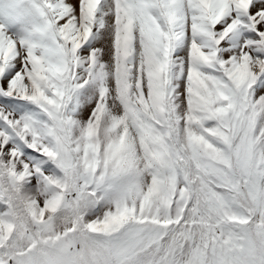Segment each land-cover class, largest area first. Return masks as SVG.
Returning <instances> with one entry per match:
<instances>
[{"label":"snow or ice","instance_id":"1","mask_svg":"<svg viewBox=\"0 0 264 264\" xmlns=\"http://www.w3.org/2000/svg\"><path fill=\"white\" fill-rule=\"evenodd\" d=\"M0 264H264V0H0Z\"/></svg>","mask_w":264,"mask_h":264}]
</instances>
